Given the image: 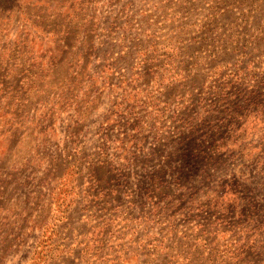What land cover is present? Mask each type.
<instances>
[{"label": "rangeland", "instance_id": "374dc122", "mask_svg": "<svg viewBox=\"0 0 264 264\" xmlns=\"http://www.w3.org/2000/svg\"><path fill=\"white\" fill-rule=\"evenodd\" d=\"M0 264H264V0H0Z\"/></svg>", "mask_w": 264, "mask_h": 264}]
</instances>
